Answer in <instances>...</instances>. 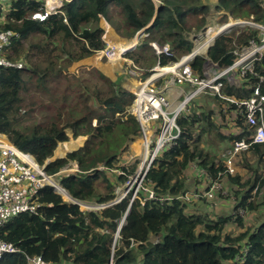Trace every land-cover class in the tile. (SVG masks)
Wrapping results in <instances>:
<instances>
[{"label": "trees", "instance_id": "trees-1", "mask_svg": "<svg viewBox=\"0 0 264 264\" xmlns=\"http://www.w3.org/2000/svg\"><path fill=\"white\" fill-rule=\"evenodd\" d=\"M156 1L74 0L63 7L62 14L43 21L32 19L41 6L37 0L11 1L0 8V29L19 34L3 56L24 66L22 70L0 68V133L39 164L53 157L58 143L69 141L67 132L72 139L86 137L82 147L45 164L46 172L56 175L78 202L107 205L116 199V190L134 172V165L126 166L132 156L129 144L141 130L128 112L132 93L96 68L80 70L78 76L62 70L69 71L104 49L100 17L125 37L148 26L147 41L167 43L173 52L171 59L153 56L155 62L178 61L192 48L188 34L207 25L212 5L209 0ZM216 1L213 11L220 24L229 17L251 16L264 24V0ZM251 40H258L257 31L231 30L215 39L207 58L219 67L231 65L236 59L233 50ZM145 48L141 44L128 57L148 70L150 57L139 53ZM205 62L204 57L193 60L194 75L202 76ZM255 69L264 76V55ZM55 83H61L55 93L62 97L63 106L56 103ZM256 83L257 78L249 76L235 87L224 79L221 94L235 102L248 99ZM207 96L194 99L178 117L180 137L145 175L144 185L156 199L141 205L137 199L131 201L129 192L111 206L81 212L46 187L35 194L42 206L37 214H18L0 227V239L18 249L16 254L2 256L0 264H27L25 257H39L48 264H264V144L252 143L253 128L236 104ZM203 98L207 101H198ZM69 99L77 110L75 116L64 110ZM257 119L258 124L264 123V106ZM238 140L249 148L233 157L229 173L218 153ZM74 146H64L57 155ZM193 165L217 180L227 196L217 191L206 196L208 183L205 177L198 180ZM101 166L105 169L98 170ZM199 184L203 187L196 190L199 199L184 200ZM214 195V200L231 203L230 213H209L205 207ZM238 209L246 215L237 216ZM231 225L236 231H226Z\"/></svg>", "mask_w": 264, "mask_h": 264}, {"label": "built area", "instance_id": "built-area-1", "mask_svg": "<svg viewBox=\"0 0 264 264\" xmlns=\"http://www.w3.org/2000/svg\"><path fill=\"white\" fill-rule=\"evenodd\" d=\"M11 1L17 0H0V8ZM37 1L41 2V6L33 14L32 19L43 21L50 15L62 14L63 7L74 0ZM154 2L157 1L154 0ZM242 28L257 31L258 40H251L246 46L233 50L232 53L236 59L231 65L219 67L206 58L207 51L215 39L228 34L231 30ZM147 29L148 26L138 31L133 37H126L130 41L125 45L112 44L106 46L105 44L104 49L93 53V55L101 54L108 62L125 63L124 73L138 80L137 88L132 93L134 99L128 108V112L135 117L140 126L139 139L135 140V138L131 142L134 143L133 145L139 142L140 154L137 156L132 153L126 164L139 163L140 165L135 172L128 175L126 185L123 186L124 191L116 199L118 201L123 199L131 190L133 191L131 201L137 199L141 205H144L147 200L156 199L153 191L144 185L145 175L155 159L176 144L181 134L177 124L178 117L185 114L189 104L201 95L217 96L236 104L239 114H242L247 124L253 128L252 143L264 144V123L258 124L257 119V115L262 113L264 106V94L261 92L264 76L257 73L255 69L264 55V24L254 22L252 16L243 20L229 17L222 24L212 22L200 32L188 34L187 40L192 44V48L178 61L172 62L170 60L166 65H161L158 59L154 66L144 70L128 57V54L135 52L141 44L148 45L157 58L171 59L173 57V52L167 43L160 44L155 41L146 43L149 37ZM18 38L17 32L0 29V68L23 69L22 62H13L3 56L4 51ZM114 55H118V59L114 60ZM196 57H205L208 60V63L203 66L201 77L194 75L191 68V63ZM83 69L77 68L76 72L63 69L62 72L63 74L69 72L78 76L79 71ZM145 73L148 75L145 76ZM143 76L144 79H142ZM249 76L256 77L257 83L248 99L235 102L232 98L224 97L221 94L222 80L225 79L230 85L239 87L242 79ZM184 87H188L189 91H185ZM172 88L173 91L169 92ZM64 143L66 142L58 143L54 153ZM248 148L249 144L244 140H238L232 144L229 148L230 155L225 161L229 173L233 172L231 166L233 154L246 151ZM64 156L66 153L57 157L64 158ZM54 159L53 156L47 159L44 164H39L30 153L20 151L9 142L4 134L0 133V227L18 214H37L42 206L35 200V194L46 187L51 188L64 201L78 206L81 212L96 211L103 208L101 205L78 202L68 198L67 192L59 184L57 176L49 175L46 172L45 164ZM193 168L197 170L199 176L205 177L208 183L206 196H211L214 191L220 192L222 196L227 195L217 180L210 178L203 169H199L195 165ZM73 169L76 170L74 164ZM103 169L105 168L102 166L98 168V170ZM117 173L120 172L117 171ZM129 183L132 187L128 186ZM58 190L66 193L67 198H64ZM140 191L143 192V197L139 196ZM183 199L187 201L197 200L199 195L196 190H193L186 194ZM244 214L245 210H237V216L242 218ZM17 252L18 249L12 243L0 239V259L6 254H16ZM25 260L27 264H48L39 257H25Z\"/></svg>", "mask_w": 264, "mask_h": 264}, {"label": "crops", "instance_id": "crops-1", "mask_svg": "<svg viewBox=\"0 0 264 264\" xmlns=\"http://www.w3.org/2000/svg\"><path fill=\"white\" fill-rule=\"evenodd\" d=\"M209 2L212 5L211 6V9L212 10H211V14L209 15V17L207 19V24H211L212 22H218V13H215L213 11V6L216 5V2L217 1L216 0H209ZM101 19L104 20V23L101 22ZM99 27H100V29L102 31H104L103 32V41L106 44V46L107 45H112V44H122V45H125V44L129 43V41H130L128 38H124V37L118 35L115 32V30L106 22V20L103 17H100V19H99ZM106 27L108 28V30H106L107 29ZM146 43H149V41H146ZM146 47L147 48L142 49V50H149L151 52V54L153 56H155V59H157L156 55L153 53V50L148 45H146ZM135 51H137V49ZM124 66H125V63H123V62H119V63L108 62V61L105 60V58H103L101 56V54H98L97 53V54H94L91 57H89L87 59H84L83 61L79 62L77 64L76 69L77 68H84V69H86V68L87 69H89V68H96L99 71H101L103 73V75H105L109 79H111L113 82H117L118 85L121 88L127 90L130 93H133V90H135L137 88V81L138 80L136 78H134L133 76H130V75L125 74L124 73V69H123ZM183 89L185 91H189V88L188 87H184ZM172 91H173V88L169 90V92H172ZM174 101H176V100H174ZM79 138H84V141L86 140L85 137L80 136V137H78V138L75 139L76 140L75 142L78 141L79 144H75V145H80L81 143L84 144L83 139L80 140ZM81 141H83V142H81ZM83 144H82V146H83ZM129 148L132 150V146H129ZM229 148L230 147L228 146L227 148H224L222 150V152H221V154L219 156L220 157V160L222 162H225L226 159L228 158V155H230ZM70 151L71 150H69L67 152H70ZM136 151H134V152H136ZM225 156H227V158H225ZM193 166H192V168H193ZM194 170L197 172L196 169H194ZM199 177L200 178L198 180H201V176H199ZM194 188H195V190H201L203 187H201L200 184H199V185L194 186ZM222 189L225 190V188L223 186H222ZM218 193L221 195L220 192H218ZM215 197H217V196L214 195L211 199H209L210 204L208 206L209 208H213V212L214 213L223 214L224 212L230 211V209H231L230 208L231 207V203L230 202H225V200L224 201L214 200ZM223 197H225V196H223ZM215 209H218V210H215Z\"/></svg>", "mask_w": 264, "mask_h": 264}, {"label": "rangeland", "instance_id": "rangeland-1", "mask_svg": "<svg viewBox=\"0 0 264 264\" xmlns=\"http://www.w3.org/2000/svg\"><path fill=\"white\" fill-rule=\"evenodd\" d=\"M205 1V0H204ZM4 7V6H3ZM101 22L102 23H104V20L103 19H101ZM218 23H219V21H218ZM99 24V23H98ZM122 36V35H121ZM122 37H124V38H126L125 36H122ZM140 54H142V55H144V56H147V57H150L149 58V61H150V66H153L154 64H156V62H155V60H154V57H153V55L151 54V52L149 51V50H142V51H140L139 52ZM140 66H142V65H140ZM76 67H77V64H75L74 66H72L70 69H69V71H75L76 70ZM90 69H92V68H90ZM98 70V69H97ZM76 72V71H75ZM101 72V71H100ZM69 73V72H68ZM102 73V72H101ZM103 74V73H102ZM142 79H144V76L142 77ZM61 87V83H55V85H54V97H55V100H56V103L58 104V105H60V106H63V104H62V97L59 95V94H57V93H55V91H56V88H60ZM206 95V94H205ZM207 99H210V97L209 96H207L206 97ZM206 98H203V99H198V101H207V99ZM73 103V99H69V101H67V105H65V108H64V110L65 111H68L70 114H71V116H75L76 114H77V110L74 108L73 109V105H71ZM71 105V106H70ZM67 134L69 135V141L68 142H66V143H64V145L63 146H60L59 148H57V150H56V153H54L53 154V156H54V158L55 159H57V158H59V157H57L58 155L57 154H60L61 152H62V150H64L66 147H64V146H72V145H75V144H79V142L77 141V142H75L76 140L75 139H72V137H71V134L69 133V132H67ZM86 138V137H85ZM80 140L81 139H83V138H79ZM137 139H139V137L138 138H136L135 140H137ZM79 140V141H80ZM83 141H84V139H83ZM83 141H81V142H83ZM86 141V140H85ZM84 141V142H85ZM82 144L83 143H81L80 145H75L74 147H73V150H71L70 152H72V151H74V150H76V149H78L79 147H82ZM139 142L137 143V144H135V145H133L132 143H130L129 144V146H132V153L134 154V155H137V156H139V154H140V149H139ZM84 145V144H83ZM137 150V151H136ZM223 150V149H222ZM222 150H220L219 151V153H218V156H220V154H221V152H222ZM134 151H136V152H134ZM69 152V153H70ZM67 154V153H66ZM237 153H235V154H233V157L236 155ZM65 157V156H64ZM233 157H232V159H233ZM225 158H227V156H225ZM54 159V160H55ZM219 159H220V157H219ZM232 159H231V162H232ZM128 165H134V172L139 168V163L138 164H126V166H128ZM109 172H111V173H117V171H115V170H111V171H109ZM198 173V172H197ZM199 175V174H198ZM126 185V184H125ZM123 186L124 185H122V186H120L117 190H116V194H117V196H120L122 193H123V191H124V188H123ZM128 186H131V183H129L128 184ZM136 186V185H135ZM132 187V186H131ZM226 191V190H225ZM60 192V191H59ZM130 192H132L133 193V191H131L130 190ZM131 193V194H132ZM253 193L255 194L256 193V191L254 192V190H253ZM213 202V201H212ZM210 203V202H209ZM200 207H205L203 204L202 205H200ZM227 207V206H226ZM205 208H207V209H209L210 211H209V213L210 214H213L212 213V211H213V208H209V207H205ZM229 208V207H228ZM215 210H218V209H215ZM219 212V211H218ZM228 212V211H227ZM231 211H229V213H230ZM244 215H246V214H244ZM252 218H253V216L252 215H250L249 217H248V219H247V223L248 224H250L251 223V221H252ZM226 231H232V232H234V231H236V228L234 227V226H228L227 228H226Z\"/></svg>", "mask_w": 264, "mask_h": 264}, {"label": "water", "instance_id": "water-1", "mask_svg": "<svg viewBox=\"0 0 264 264\" xmlns=\"http://www.w3.org/2000/svg\"><path fill=\"white\" fill-rule=\"evenodd\" d=\"M207 63H208V60H206L205 64H207ZM67 197H68V198H71V197L68 195V193H67ZM116 202H118L117 199H115L113 202H111V203H109V204H107V205H101V206H102V207L111 206L112 204H114V203H116ZM119 228H120V226H119ZM119 228H118V230H119Z\"/></svg>", "mask_w": 264, "mask_h": 264}, {"label": "bare ground", "instance_id": "bare-ground-1", "mask_svg": "<svg viewBox=\"0 0 264 264\" xmlns=\"http://www.w3.org/2000/svg\"><path fill=\"white\" fill-rule=\"evenodd\" d=\"M209 36H211V33H209ZM113 59H114V60L118 59V55H114V56H113ZM58 191H60V190H58ZM59 193L62 194L64 198H67V197L65 196L66 193L61 192V191H60Z\"/></svg>", "mask_w": 264, "mask_h": 264}]
</instances>
